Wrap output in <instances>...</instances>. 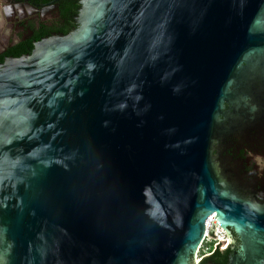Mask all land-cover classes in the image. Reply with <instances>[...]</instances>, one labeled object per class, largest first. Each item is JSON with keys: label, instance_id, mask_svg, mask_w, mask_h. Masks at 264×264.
<instances>
[{"label": "water", "instance_id": "obj_1", "mask_svg": "<svg viewBox=\"0 0 264 264\" xmlns=\"http://www.w3.org/2000/svg\"><path fill=\"white\" fill-rule=\"evenodd\" d=\"M81 2L0 62V264H197L213 213L264 264L221 150L258 120L264 0Z\"/></svg>", "mask_w": 264, "mask_h": 264}, {"label": "flooded vegetation", "instance_id": "obj_2", "mask_svg": "<svg viewBox=\"0 0 264 264\" xmlns=\"http://www.w3.org/2000/svg\"><path fill=\"white\" fill-rule=\"evenodd\" d=\"M81 0H0V58L18 57L33 52L36 43L54 34H69L80 25ZM0 61V62H1ZM258 120L247 129L233 133L222 143L224 172L237 194L264 205V85L256 80ZM231 112L239 108H231ZM227 254L213 257V252L197 264H229L240 249L241 239L233 229ZM218 249V248H217ZM228 249V248H227ZM226 249V250H227Z\"/></svg>", "mask_w": 264, "mask_h": 264}, {"label": "built area", "instance_id": "obj_3", "mask_svg": "<svg viewBox=\"0 0 264 264\" xmlns=\"http://www.w3.org/2000/svg\"><path fill=\"white\" fill-rule=\"evenodd\" d=\"M231 243V236L221 227V224L216 219L215 213H213L207 219V231L197 252V259L201 261L205 256L211 254L213 250L217 248L226 250Z\"/></svg>", "mask_w": 264, "mask_h": 264}, {"label": "trees", "instance_id": "obj_4", "mask_svg": "<svg viewBox=\"0 0 264 264\" xmlns=\"http://www.w3.org/2000/svg\"><path fill=\"white\" fill-rule=\"evenodd\" d=\"M3 60L2 58H0V61ZM230 248H228L227 250H222L220 248L216 249L213 253V257H217V256H222L225 255L229 252Z\"/></svg>", "mask_w": 264, "mask_h": 264}, {"label": "rangeland", "instance_id": "obj_5", "mask_svg": "<svg viewBox=\"0 0 264 264\" xmlns=\"http://www.w3.org/2000/svg\"><path fill=\"white\" fill-rule=\"evenodd\" d=\"M197 262V261H196Z\"/></svg>", "mask_w": 264, "mask_h": 264}]
</instances>
